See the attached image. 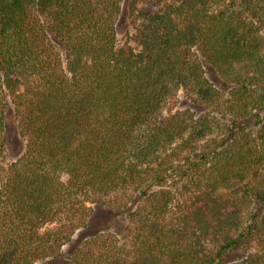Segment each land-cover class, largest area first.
<instances>
[{"label": "trees", "instance_id": "1", "mask_svg": "<svg viewBox=\"0 0 264 264\" xmlns=\"http://www.w3.org/2000/svg\"><path fill=\"white\" fill-rule=\"evenodd\" d=\"M139 1L0 0V264H264V0Z\"/></svg>", "mask_w": 264, "mask_h": 264}, {"label": "rangeland", "instance_id": "2", "mask_svg": "<svg viewBox=\"0 0 264 264\" xmlns=\"http://www.w3.org/2000/svg\"><path fill=\"white\" fill-rule=\"evenodd\" d=\"M130 2L131 0H125L123 4V10L121 12L120 18L117 24L119 43L123 44L126 41H130L134 46H138L137 42L133 39V34L135 32V27L130 16ZM141 7H145L148 11H154L158 8V0H141L139 1ZM212 77L217 82L221 84V81L216 77L213 71H210ZM181 105L189 106L190 101L186 99L185 94L181 92L180 94ZM254 123V120H251ZM6 143H7V153L9 160H15L26 148V139L19 131L17 122L11 116L8 121V126L6 130ZM126 223V219L119 213L115 212L109 206L94 204V213L89 220V224L86 228L80 230L75 235L72 242H70L64 251V255L59 259L51 260L52 264L59 263L65 264V260H68L70 250H72L76 244L80 243L85 237L91 236L99 231L106 229L122 230ZM246 252L243 249L237 250L232 256L235 258H243ZM44 264L47 261L43 262Z\"/></svg>", "mask_w": 264, "mask_h": 264}]
</instances>
